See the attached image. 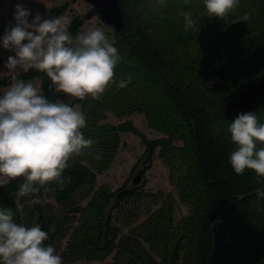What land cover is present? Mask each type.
Segmentation results:
<instances>
[{"label": "trees", "instance_id": "16d2710c", "mask_svg": "<svg viewBox=\"0 0 264 264\" xmlns=\"http://www.w3.org/2000/svg\"><path fill=\"white\" fill-rule=\"evenodd\" d=\"M118 2L123 28L114 31L120 57L114 79L128 82L125 87L111 83L97 97L72 98L86 115L82 131L94 144L74 154L61 178L41 186L38 193L19 196L22 178L1 187L0 207L11 208L18 223H39L49 233L45 243L54 245L61 217L42 214L40 203H31L33 196L41 200L48 194L63 210L76 196L87 199L97 174L111 165L119 133H132L140 137L147 153L160 149V156L178 173L171 180L181 202L189 204L192 212L174 223L173 203L166 199L131 237L121 236L114 244L113 208L140 193L135 187L111 192L102 186L85 207L69 209L78 215L76 225L68 229L67 248L74 256L70 264H78L76 260L82 258L84 262L79 264L103 260L110 246L117 249V264H264V199H258L255 192L264 185L253 171L237 174L231 167L229 155L235 145L228 132L231 121L224 117L228 100L248 83L264 78V0H239L222 20L205 12L203 0ZM68 6L52 7L46 15L61 16ZM189 10L196 25L185 31L182 13ZM96 14L92 8L83 17L74 16L73 36L84 20ZM19 76L39 79L49 99L62 97L39 70ZM8 83L7 78L0 80V86ZM217 83L221 89L215 87ZM107 111L118 118L140 113L148 127L162 137L147 139L131 120L119 125L105 123ZM253 112L264 123V103ZM18 204L24 206L22 212Z\"/></svg>", "mask_w": 264, "mask_h": 264}, {"label": "clouds", "instance_id": "9594fccd", "mask_svg": "<svg viewBox=\"0 0 264 264\" xmlns=\"http://www.w3.org/2000/svg\"><path fill=\"white\" fill-rule=\"evenodd\" d=\"M238 4L239 0H203L205 12L221 20ZM182 14L185 31L194 28L193 13ZM12 15L0 34V49L12 53L0 69V80L9 81L0 86V186L22 178L17 194L23 197L58 181L69 159L94 144L82 131L85 113L65 98L97 97L109 84L125 87L128 81L114 79L120 57L103 27L92 26L73 36L70 16L33 15L24 3H17ZM19 69L43 72L63 96L49 99L32 79L20 78ZM228 132L235 145L229 155L233 170H251L264 185V123L255 112H241L229 123ZM255 192L264 199V186ZM31 203H40L39 197L33 196ZM48 238L39 223H18L11 208L0 207V264H63L54 245L45 243Z\"/></svg>", "mask_w": 264, "mask_h": 264}, {"label": "rangeland", "instance_id": "374dc122", "mask_svg": "<svg viewBox=\"0 0 264 264\" xmlns=\"http://www.w3.org/2000/svg\"><path fill=\"white\" fill-rule=\"evenodd\" d=\"M17 3H24L26 7L31 9L33 15L36 13L45 15L52 7L69 3L67 10L62 15H68L71 18L74 16L83 17L93 8L86 0H2L0 2V34L3 33L5 26L13 21L12 14ZM92 26L103 27L109 38L112 41L114 40V28L104 24L97 14L88 20H84L79 32L85 31ZM10 54H12L10 51L0 49V69L3 68L4 61ZM24 72L27 71L19 69L16 74L21 75ZM33 81L40 86L39 79ZM54 89L57 91L55 85ZM59 95L63 96L62 93H59ZM65 100L69 104L81 106L80 104H73L72 97L65 98ZM105 116L103 122L112 125H119L125 120H131L132 124L149 140L162 137L160 133L148 127L145 117L140 113H133L126 117L118 118L110 111H107L105 112ZM118 145L117 152L109 168L105 172L97 174L93 193L102 186L107 187L111 192L126 186L128 188L135 187L137 193H140V195L129 200H124L119 206L113 208L111 229L116 232L115 237H113L114 244L118 242L121 236L131 237L132 231L138 228L151 213L157 211L166 199L173 203L174 223H179L186 219L191 214L192 208L189 204L181 202L176 187L171 180V176H176L178 173L172 171L169 164L160 156V149L157 148L153 152L147 153L146 146L141 142L140 137L132 133H119ZM176 145L180 146V143ZM176 164L180 167L178 160ZM139 172H142L141 181L138 185H134L132 180ZM3 186H0V188ZM93 193L85 200L76 196L74 202L65 210L56 205L48 194H44L40 200L42 214L47 215L50 213L49 215L54 214L61 217V229L60 233L55 236L54 247L61 254L63 264L73 263L72 260L74 257L67 248V241L71 233V230L68 229L70 225H76L74 217H78V215L70 213L69 209L77 205L81 208L85 207L91 201ZM9 196L12 197V195ZM26 205H31V203L26 202ZM17 209L22 212L24 206L18 204ZM66 230L68 231L66 232ZM62 235L65 236L63 237ZM108 249V254L103 260L91 262V264H117L119 261L117 249L115 247L112 248V246ZM157 260L160 261L159 258ZM82 262H84V258L76 260L78 264Z\"/></svg>", "mask_w": 264, "mask_h": 264}, {"label": "water", "instance_id": "95a60500", "mask_svg": "<svg viewBox=\"0 0 264 264\" xmlns=\"http://www.w3.org/2000/svg\"><path fill=\"white\" fill-rule=\"evenodd\" d=\"M96 10L100 20L114 28L115 31H121L123 28V11L118 0H86ZM217 89L222 85L215 84ZM264 103V78L258 82L248 83L235 98L228 100L224 107V117L232 121L238 113L253 112V110ZM139 172L132 180L134 185L141 181Z\"/></svg>", "mask_w": 264, "mask_h": 264}]
</instances>
